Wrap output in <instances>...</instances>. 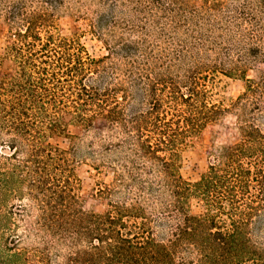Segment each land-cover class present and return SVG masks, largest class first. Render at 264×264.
<instances>
[{
  "label": "trees",
  "instance_id": "trees-1",
  "mask_svg": "<svg viewBox=\"0 0 264 264\" xmlns=\"http://www.w3.org/2000/svg\"><path fill=\"white\" fill-rule=\"evenodd\" d=\"M0 7V264H264V0Z\"/></svg>",
  "mask_w": 264,
  "mask_h": 264
},
{
  "label": "rangeland",
  "instance_id": "rangeland-1",
  "mask_svg": "<svg viewBox=\"0 0 264 264\" xmlns=\"http://www.w3.org/2000/svg\"><path fill=\"white\" fill-rule=\"evenodd\" d=\"M3 0H0V6ZM0 7V14H1ZM1 21V15H0ZM68 28V19L63 18L60 20V29L62 33H66ZM88 46V45H87ZM4 47V39L2 37V30L0 28V54L2 53V49ZM89 48V47H88ZM98 49V47H97ZM100 53H103L102 51ZM245 83L240 79L221 77L219 83L217 84V98L224 104V106H229L231 102H233L236 97L244 91ZM234 115L231 112L225 113L224 116L220 119L216 126H213L212 130L204 135L203 142L206 146L212 145L214 148L228 142L233 141L236 137L234 130ZM59 144L61 143L60 139H55ZM206 149L204 148H196L193 150H187L182 154V164L180 168L181 176L190 182H194L198 180L201 176V172L204 170L207 158H206ZM86 167L83 166L79 169L76 176L81 180V182H88L92 184V178L90 174L86 173ZM110 178V174L108 177H105L107 181ZM85 190H88L87 187L81 184L80 192L85 193ZM63 250V254H64ZM63 254L59 256L57 259H54L55 262H62L64 257Z\"/></svg>",
  "mask_w": 264,
  "mask_h": 264
}]
</instances>
